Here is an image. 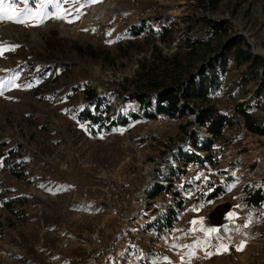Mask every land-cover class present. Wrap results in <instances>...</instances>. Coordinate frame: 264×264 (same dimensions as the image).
Wrapping results in <instances>:
<instances>
[{"label":"rangeland","instance_id":"rangeland-1","mask_svg":"<svg viewBox=\"0 0 264 264\" xmlns=\"http://www.w3.org/2000/svg\"><path fill=\"white\" fill-rule=\"evenodd\" d=\"M65 10L67 19L36 27L34 18L0 21V47L17 46L0 56V80L11 81L0 95V264H264V217L246 209L243 193L246 184L264 187V135L242 125L215 141L195 114L147 116L133 96L155 44L164 55L190 50L187 38L210 44L196 73L233 38L264 57V0H67L58 14ZM156 17L175 25L169 41L147 36L143 20L159 29ZM245 70L227 66L228 90L214 100L220 110L253 100L258 82L237 85ZM85 87L111 103L117 120L139 118L93 134L76 114ZM254 111L264 117V102ZM187 130L211 151L196 149ZM227 177L229 191L211 199ZM15 197L26 202L8 207ZM179 199L175 230L157 231L153 222ZM200 226L220 228L224 239L211 243L228 251L207 245L193 231Z\"/></svg>","mask_w":264,"mask_h":264},{"label":"trees","instance_id":"trees-1","mask_svg":"<svg viewBox=\"0 0 264 264\" xmlns=\"http://www.w3.org/2000/svg\"><path fill=\"white\" fill-rule=\"evenodd\" d=\"M203 20L214 27L223 25L222 22L218 24L211 22L207 17ZM149 21V19L143 20V24L150 26L147 36L159 35L163 41H169L175 31L172 21L162 20L161 17L154 18L159 29H154L152 22ZM142 32L144 30L140 29L136 31V34ZM237 40L235 42L233 38L226 44L221 42L217 45L215 50L225 48L226 51L204 58L197 73L195 72L197 62L204 57L210 44H206L203 40L187 38V46L191 49L177 51L170 55L162 54L159 46L155 44L151 54L152 60L141 61L138 70L141 81L136 79L137 89L133 96L140 106L139 109L143 108L147 116L162 115L171 119L179 116L185 118L189 114H195L197 122L206 127L215 141L222 138L227 128L242 125L254 134L264 135V117L257 116L254 111L264 102V80L260 81L262 75L260 70H263L264 76V57L253 54L243 37ZM232 60L236 61L238 66L246 64V70L241 74L237 85L245 87L248 83L256 81L258 87L253 100L237 102L232 109L223 111L217 107L214 100L228 90L224 72ZM83 94L85 105L77 108L76 114L78 119L88 125L95 135L103 131L110 132L117 125H128L130 120L139 118L138 113L131 112L126 116L123 115L122 118L119 116L117 120L111 113V103L106 102L95 88L85 87ZM187 133L196 141L194 143L196 149L210 152L213 148L210 143L197 141L198 136L194 131L190 133L187 130ZM231 182L232 179L227 177L224 183L215 185L208 196L211 199L223 196L229 191ZM243 193L246 209H257L264 217V187L246 184L243 187ZM25 202L24 197H15L7 200L6 204L12 208L13 204ZM184 204V199L177 200L174 206L166 209L153 222L154 228L159 232H173L180 217V209ZM260 232L264 238V224Z\"/></svg>","mask_w":264,"mask_h":264},{"label":"snow or ice","instance_id":"snow-or-ice-1","mask_svg":"<svg viewBox=\"0 0 264 264\" xmlns=\"http://www.w3.org/2000/svg\"><path fill=\"white\" fill-rule=\"evenodd\" d=\"M4 2L5 0H0V21H10L17 24H27L30 20L34 18V23H32L31 26L36 27L44 23V20L46 18L51 17L57 19H67V15L70 14L69 10H65L64 13L58 14L60 13V6L63 3L67 2V0H38V2H36V0H12V4L8 9H5L3 7ZM73 2L75 3L76 0H73ZM91 2L95 3L98 2V0H91ZM15 3H22L25 6L20 13H15L13 11ZM33 3L34 7L32 6ZM49 7L51 8V10H49ZM10 11H12V14H9ZM68 22L71 23L73 21L69 20ZM15 47L17 46L12 45L0 47V56H2L6 51H13ZM6 83H11V81L6 82L4 80H0V95L3 94ZM191 223L193 225H202L203 221L201 218L200 221L193 220L191 221ZM245 227H247V225H245ZM236 230L239 231V229ZM193 231H200L204 233L208 237V240L205 241V243L211 246L212 248H220L225 252L228 251L227 245H215L211 243L212 239H224L222 235H219V233L221 232L220 228L200 226L194 228ZM242 248L243 245H241V248L238 250H242ZM213 254L214 253L211 251L207 253L208 256H211Z\"/></svg>","mask_w":264,"mask_h":264}]
</instances>
